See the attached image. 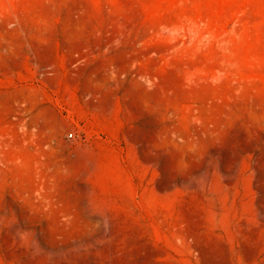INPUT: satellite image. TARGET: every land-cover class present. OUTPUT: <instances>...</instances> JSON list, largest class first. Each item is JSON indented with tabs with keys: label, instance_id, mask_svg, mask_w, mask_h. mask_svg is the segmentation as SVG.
<instances>
[{
	"label": "rangeland",
	"instance_id": "1",
	"mask_svg": "<svg viewBox=\"0 0 264 264\" xmlns=\"http://www.w3.org/2000/svg\"><path fill=\"white\" fill-rule=\"evenodd\" d=\"M0 264H264V0H0Z\"/></svg>",
	"mask_w": 264,
	"mask_h": 264
},
{
	"label": "built area",
	"instance_id": "2",
	"mask_svg": "<svg viewBox=\"0 0 264 264\" xmlns=\"http://www.w3.org/2000/svg\"><path fill=\"white\" fill-rule=\"evenodd\" d=\"M69 136L72 137L73 136V133H69Z\"/></svg>",
	"mask_w": 264,
	"mask_h": 264
}]
</instances>
